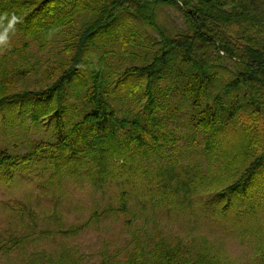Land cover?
<instances>
[{
    "label": "trees",
    "instance_id": "trees-1",
    "mask_svg": "<svg viewBox=\"0 0 264 264\" xmlns=\"http://www.w3.org/2000/svg\"><path fill=\"white\" fill-rule=\"evenodd\" d=\"M162 5L178 9L184 29L171 34L159 27ZM141 24L157 36L142 35ZM121 38L123 44L130 38V45L144 48L136 56L143 64L113 71L108 50L90 53L91 47ZM18 44L21 51L54 46L58 59L52 72L58 74L38 90L0 91V112L16 111L20 122L28 118L34 126L51 121L55 134L26 139L23 151L15 145L0 147L1 176L11 180L19 170L52 166L49 184H54L62 175L83 173L98 182L120 174L117 164L131 178L141 170L155 183L142 184L149 203H165L182 216L209 217L224 234H238L250 244L252 261L247 264H264V0H0L5 59ZM87 52L95 59L88 70L82 68ZM16 67L5 74L20 72ZM160 81H167L166 86ZM69 94L77 106H66ZM71 108L78 109L79 117L68 123L64 119ZM181 139L190 153L195 144L210 165L218 161L215 175L209 169L206 177L195 164L178 166L180 158L171 159L169 153L168 162L158 161L154 171L142 167L149 155L162 158L168 148L176 151ZM198 186L205 187L204 197L198 196ZM125 195L123 191L117 204L93 211L82 223L57 229L38 230L37 214L27 205L12 208L31 220L26 233L4 238L0 254L24 253L42 231L73 236L99 219L122 214L129 237L112 252L104 249L92 264H244L227 259L206 238L169 239L147 221L137 227L135 215L127 213ZM30 258L28 264H84L70 246L54 255L32 251Z\"/></svg>",
    "mask_w": 264,
    "mask_h": 264
},
{
    "label": "rangeland",
    "instance_id": "rangeland-1",
    "mask_svg": "<svg viewBox=\"0 0 264 264\" xmlns=\"http://www.w3.org/2000/svg\"><path fill=\"white\" fill-rule=\"evenodd\" d=\"M156 21L161 29L171 34L185 28L182 14L172 5L160 6L157 10ZM129 23L130 26H133V20H130ZM134 25L137 27L136 24ZM141 25L139 31L142 35H144V31L146 35L147 33L151 35L154 32L145 25ZM152 34L154 37L157 36L156 33ZM130 38L128 44H123L121 38L113 44L101 48L91 47L90 53L108 50L109 61L111 62H108V64L113 71H116V69L122 70V68L132 64H143V60L138 59L136 56L142 54L144 48H139V45L135 44L130 45L132 44ZM20 48L18 44V49L6 59L4 58L3 49H0V91L2 93L4 91L9 94L25 90H38L49 85L57 77L58 73L52 72L55 61L58 59V54L55 56L54 46L51 45L47 49L30 46L22 51ZM90 53L85 54L82 63L83 69L88 70L91 63L95 61ZM23 59H26L28 63H23ZM18 65L20 72L11 73L12 75L5 74V71L9 73ZM223 65L232 70L231 63L224 61ZM227 73L224 70L221 72L223 75ZM5 76L11 78V83L6 82ZM129 79L133 82V75ZM134 82L140 84L141 87L144 86V82L139 79ZM165 83L167 81H160L162 87L166 86ZM5 86L7 89H4ZM136 89L137 93H141L139 88L136 87ZM66 100L67 107L77 106L75 104L78 103V100L73 94H69ZM129 100L133 103V95ZM126 102L131 103L128 100ZM15 115L16 111L9 113L8 108L0 112V147L8 146L11 149V145H15L17 149L23 151V144H25L26 139H49L55 134L51 121H45L41 125L34 126L28 118L20 122ZM68 115L64 120L71 123L79 117L78 109L71 108ZM180 119L185 120L184 117ZM171 125L174 126V124ZM23 141L25 142L22 143ZM185 142V139L178 140L175 146L176 151L168 148L166 155L162 158L158 155L153 159L149 155L147 158H150V160H143L144 166L142 167L154 171L153 168L158 164V161L162 160L163 164L168 162L170 154L173 156L171 159L175 158L174 156L180 158V161L175 162L178 166L195 164L201 168L202 174H206V177L210 175L208 173L209 169L211 176L215 175L218 161L216 164L210 165L207 157L199 153L195 144L192 146L193 151L190 153L192 149L188 148ZM88 164L92 165L90 161ZM52 168V166L43 168L40 165V167L34 168L30 172L19 170L11 180H7L0 175V243L9 233L20 234L21 232L26 233L28 230L26 224L31 220L28 214H20V212L13 210L15 208L19 210L21 204L33 208L34 213L37 214L38 230L41 228L57 229L60 226L67 227L82 223L89 218L93 211L101 210L109 204H117L120 194L125 191L127 213L135 215V225L137 227H140L144 221L149 224L156 223L158 229L169 239L189 240L193 237L196 239L203 237L227 259H233L244 264H247V259L250 262L252 261L253 249L250 244L244 238H240L238 234H224L221 229L211 223L209 217H203L199 213H197L199 214L197 219L190 214V217L182 216L169 211L165 203H149L148 190L146 189L144 192L142 184L155 186V183L149 180L146 172L140 170L137 177L131 178L128 174L122 172L123 168L118 169L119 164H117L116 171L120 174H112L98 182L83 173V175H62L60 181L49 184ZM199 188L198 186V196L204 197L205 195L202 194L205 193L202 189L205 187ZM56 215L59 219L55 218ZM123 220L124 216L122 214L117 217L99 219L96 223H92L77 234L68 237L53 231H42L44 232L42 238L33 241L30 245L28 244V250L24 253L12 250L9 255L0 254V264H28L31 262L29 257L32 251L47 252L54 255L63 246L72 247L74 252L81 256L84 264H92L99 260L104 249L112 252L121 247L126 238L129 237L127 229L124 228ZM150 227L152 231L153 226ZM37 235L34 234V237Z\"/></svg>",
    "mask_w": 264,
    "mask_h": 264
}]
</instances>
